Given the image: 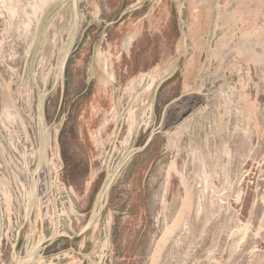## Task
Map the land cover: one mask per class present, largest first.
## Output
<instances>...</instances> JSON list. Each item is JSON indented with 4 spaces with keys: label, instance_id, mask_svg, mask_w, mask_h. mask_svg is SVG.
Masks as SVG:
<instances>
[{
    "label": "rangeland",
    "instance_id": "rangeland-1",
    "mask_svg": "<svg viewBox=\"0 0 264 264\" xmlns=\"http://www.w3.org/2000/svg\"><path fill=\"white\" fill-rule=\"evenodd\" d=\"M20 231L57 241L28 264H264V0H0V264Z\"/></svg>",
    "mask_w": 264,
    "mask_h": 264
},
{
    "label": "crops",
    "instance_id": "crops-1",
    "mask_svg": "<svg viewBox=\"0 0 264 264\" xmlns=\"http://www.w3.org/2000/svg\"><path fill=\"white\" fill-rule=\"evenodd\" d=\"M34 232L33 233H27L24 232L22 233V237H21V242H20V246L18 248V251H16V244H17V239L15 240V243L12 247V258L9 264H12L14 261H17V264H28L29 262L27 261V259L29 258L28 252L31 249H35L38 247H43V248H48L51 247L53 244H57V241L54 242H43L40 244H37V242H35L34 239ZM69 239H73L75 240L76 237H67ZM33 246V247H32ZM62 253V252H61ZM61 253H56L54 255V257H52V260H56V264H61V260L63 259V256ZM40 258V255H38V259Z\"/></svg>",
    "mask_w": 264,
    "mask_h": 264
},
{
    "label": "water",
    "instance_id": "water-1",
    "mask_svg": "<svg viewBox=\"0 0 264 264\" xmlns=\"http://www.w3.org/2000/svg\"><path fill=\"white\" fill-rule=\"evenodd\" d=\"M22 233H23V232L20 231V233H19V235H18L17 244H16V251H18V248H19V246H20ZM12 264H17V261H14Z\"/></svg>",
    "mask_w": 264,
    "mask_h": 264
},
{
    "label": "bare ground",
    "instance_id": "bare-ground-1",
    "mask_svg": "<svg viewBox=\"0 0 264 264\" xmlns=\"http://www.w3.org/2000/svg\"><path fill=\"white\" fill-rule=\"evenodd\" d=\"M42 119V118H41ZM40 125H41V123H40ZM33 247V246H32ZM32 250V249H31ZM34 255V254H33Z\"/></svg>",
    "mask_w": 264,
    "mask_h": 264
}]
</instances>
